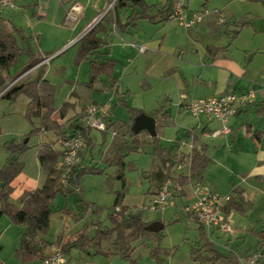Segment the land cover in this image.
I'll list each match as a JSON object with an SVG mask.
<instances>
[{
  "label": "crops",
  "instance_id": "1",
  "mask_svg": "<svg viewBox=\"0 0 264 264\" xmlns=\"http://www.w3.org/2000/svg\"><path fill=\"white\" fill-rule=\"evenodd\" d=\"M114 1L16 0L14 8L0 10V18L4 19L7 24H14L23 30V35L26 38L21 42L24 48L21 57L25 58V65L29 60V55L39 59L43 58V55L52 57L46 64L38 65L39 63H37L32 66L36 67V72L43 68L44 77H46L47 66L51 64L53 58L70 48H73V53H76L80 38L93 26H98L96 37L102 41V44L90 56L97 61L105 58L115 61L112 76L116 82L114 85L110 84V89H114L117 94V102L119 96L124 99V94H130L125 81L129 74L138 76L136 80L144 86V91L147 87V79H149L148 87L150 89L156 86L157 89L160 88L159 93L157 92L160 95L155 103L146 106L142 101L140 104L131 103L129 106L142 110L146 114L157 115L165 112L166 115L163 117L159 133L161 148H165L171 155L178 152L188 153L193 139L197 148L205 147L208 156L211 148L223 147L229 155L233 156L229 159L241 157L240 164H244V167L239 173L240 183L231 191L229 190L230 192L222 194H230L232 197L238 195L237 201L240 210L231 209L227 215L228 220L233 223L237 229L236 232H241L243 229L249 230L247 234L252 236L249 237V241L257 244L256 233L264 230L253 226L254 224L260 225L257 224L259 215H252V212H256L259 203L264 199V43L257 45L255 39L259 34H264V26L255 27L252 21L248 27L251 34L245 36L239 34L232 42L228 43L227 33L230 31L234 19L226 7H214L209 10V4L204 2L200 7L202 10L198 11V9H191L189 3L185 2L184 18L186 20L191 19L196 12L201 14V19L190 27H186L180 22L176 27L172 24L165 26V23L167 24L173 19L156 26L157 24H153L145 18H139L135 21L134 27L121 30L120 24L125 21L131 8L114 10ZM165 1L159 0L154 5H161ZM220 19L223 20V23H219ZM141 22L145 23L143 24L145 27H148L144 34L140 33L141 31L138 29ZM146 22L152 26H148ZM216 26L218 29L214 31L213 28ZM140 46H143V51L139 50ZM218 46H223L224 49L215 53H210L207 50L209 47ZM95 56H98V59ZM139 57H142V64H140L144 72L142 75L132 73L139 66L137 62ZM80 61L79 67L84 68L86 72L88 61L86 59ZM61 68L62 66H59L56 69L60 70ZM11 70L12 68L9 71L11 72ZM249 91L253 92L252 101L237 103V112L225 122L209 119L204 115L195 117L182 111L177 104L180 98L188 102L222 92H235L240 95ZM90 94L89 98H91ZM126 103H128V98ZM110 111L112 114L109 115V124L117 129L120 139H112V142L107 146L101 147V156L103 153L104 156L110 153L113 143L128 137L125 136L126 129L123 134H120V130L123 128L120 127L121 122L125 120L116 118L115 111L112 109ZM70 115L67 114L65 117ZM93 130L88 136L90 144H87L86 148L80 152L79 162L81 163L78 165L84 164L85 161L88 163L97 162L93 155L97 147L96 141L93 142L91 136ZM190 130L191 132H189ZM100 132L103 134L102 131ZM254 132H258V136H255ZM48 140L53 141V138L49 136ZM158 159L162 160L164 171L161 180L156 185L152 180L155 188H150V193L155 192L156 187L166 178L168 164L172 161V159L168 160L162 156H158ZM204 170L198 175L201 182L205 181ZM172 171L170 174L172 177L180 174H172ZM12 185L14 189L10 194V200L16 206H20L17 197L22 191L38 187L25 185L20 174L13 180ZM208 185L219 192L216 184L209 182ZM187 187L191 191L193 199L189 184L182 187L184 192L182 196H186L185 188ZM177 192L179 193L178 190ZM247 192H250L249 195ZM189 201L187 200L186 203ZM234 212L241 213L245 217L243 226L234 223ZM8 225L18 228L16 233L18 246L19 234L24 227L15 224ZM249 226L253 228H249ZM213 235L220 236L218 233H213ZM244 239L245 242L248 241L245 237H243ZM234 243L233 241L229 243L234 246L229 249L236 251L237 254ZM36 261L34 264H40L39 260ZM77 261L74 263L77 264Z\"/></svg>",
  "mask_w": 264,
  "mask_h": 264
},
{
  "label": "rangeland",
  "instance_id": "2",
  "mask_svg": "<svg viewBox=\"0 0 264 264\" xmlns=\"http://www.w3.org/2000/svg\"><path fill=\"white\" fill-rule=\"evenodd\" d=\"M144 1L149 5L159 2V0ZM185 2L189 3L191 9H198V11L202 10L200 7H202L204 2L209 4V10L214 7H226L227 11L232 13L231 16L234 19L231 23V29L227 33L229 36L227 39L228 43L232 42L239 34L241 36L251 34V30L248 27H250L249 23L252 21L255 27L264 26V4L260 0H185ZM143 24L145 23L141 22L138 26L142 34L147 32L148 28ZM146 24L152 26L148 22ZM170 24L176 27L178 21L176 19L170 20L167 24L165 23V26ZM255 40L257 45L264 43V34H259ZM42 57L38 65L46 64L52 58L50 55H43ZM75 57L76 53H73V48H70L53 58L51 64L47 66L46 77L55 87L53 106L55 111H57L52 113L51 118H55L54 120L58 124L64 123L67 126L68 120L74 119L84 106L93 102H102L115 111L114 115L116 118L127 120L129 112L124 104L117 102V94L114 89H110V77L100 74L90 86L86 85L85 82L89 80L88 70L85 72L84 68L81 69L79 67L81 61H75ZM95 57L98 59V56ZM138 59L139 66L132 73L142 75L144 73L140 66L142 57ZM25 61L24 57H20L11 72L8 71L6 73L5 86L0 90V166L9 157L10 148L8 146L26 142L28 147L20 155V160L24 164L20 175L25 185L40 186L44 180V173L40 170L37 160L38 145L50 141L48 140L50 136L53 138L52 142L55 141V146L58 147V136L53 131L30 134L32 125L25 116L28 98L24 93H18L14 98L1 97L2 93L12 84L32 78L38 73L35 70L36 67L25 69ZM59 66H62V68L60 70L56 69ZM137 77L129 74L127 79H125L130 91V94H124L125 103L127 98V105L131 103L140 104L142 101L146 106L155 103L160 95L158 94L160 88L157 89L158 87L154 86L155 88L150 89L148 87L149 79H147V87L144 91V86L140 85V82L136 80ZM89 94L91 98H89ZM72 100L74 105L66 112V115H71L64 118L59 117L58 110L62 104ZM34 124H38L37 119H34ZM122 129L120 134H123L126 128L123 127ZM91 134L93 142L96 141L97 144L93 153L97 162L88 163L85 161L80 167L98 166L102 171L85 172L80 175L81 196L70 194L66 197L59 193L51 201V215L45 237L52 240L61 231H64L65 237L73 236L76 235L83 225H88V228L92 229L97 222L101 223L103 227L110 226L107 214L113 211V204L117 194H121L120 205L125 207L127 213L133 214L142 211V219L144 221L149 223L160 220L164 227L158 232H153L134 240L132 243L134 250L130 258H123L116 253L104 257L87 254L82 251H74L71 257L73 262L78 260L77 264H211L208 257L209 251L205 248L207 239L201 236L198 228L199 223L188 217V213L184 211L185 205L193 200L188 187L185 188L186 196H182L174 188L171 178L166 177L156 187L155 192L150 193L149 191L150 188H155L152 180L153 182L155 181L154 184L156 185L161 180L164 171L161 164L162 160L158 159V157L154 158L152 137L147 134L143 135V145L138 150L125 148L124 156L122 157L123 165H119L116 162H106V158L110 153L105 156L103 153L101 156L100 148L107 146L112 142V139H120V135L112 136L110 133H106L104 136L97 130H93ZM125 136L127 135L125 134ZM125 139H128V137ZM98 145L100 146L99 148ZM209 156L211 160L204 170L205 181L201 182V179L197 176L188 183L189 186L192 187L195 182L206 185L211 182L214 185L216 184L221 194L231 191L233 187L240 183L239 173L244 167V164H240L241 157L229 159V157L233 158V156L229 155L228 151L226 152L223 147L211 148ZM98 160L100 161L98 162ZM172 170V174H185L187 166L184 164L178 168L177 165H174ZM119 175L121 176L119 177ZM167 180L171 181V191L168 195L167 204L162 208L151 209L152 199ZM249 193L247 192V195ZM187 200L190 201L186 203ZM116 209L118 208L116 207ZM255 214L259 215L257 224L260 226L255 224L253 226L264 229V199L259 203L256 212H252V215ZM244 218L241 213L234 212L233 221L236 225L243 226ZM8 224L14 223L10 221L6 214L1 215L0 259L5 264H23L14 254V250L18 247L16 240L18 228ZM228 224L231 227V231L221 233L219 237L204 231L206 237L215 244L217 249L224 253H227L230 250L229 248L234 247L229 243L231 241L235 242V250H237L241 263L250 264L249 259L252 253L258 250L257 244L249 241V237H252L247 234L249 230L243 229L241 232H236L237 229L230 220H228ZM251 227L249 226V228ZM243 237L248 239V241L245 242ZM117 243L116 237L113 236L110 240H103L101 245L104 249L109 248L112 251H116ZM53 249L55 247L51 251ZM26 264H34V261ZM254 264H264V261L258 259Z\"/></svg>",
  "mask_w": 264,
  "mask_h": 264
},
{
  "label": "trees",
  "instance_id": "3",
  "mask_svg": "<svg viewBox=\"0 0 264 264\" xmlns=\"http://www.w3.org/2000/svg\"><path fill=\"white\" fill-rule=\"evenodd\" d=\"M260 1L264 4V0ZM172 5V0H166L161 5H149L144 0H115L113 9L131 8L125 21L120 24V29L123 30L134 27L135 21L139 18H145L153 24H161L168 21L171 19L170 15L173 12ZM151 9H153L152 12H150ZM97 29L98 26H93L80 38L75 61L84 59L88 61L89 80L85 82L86 85L90 86L100 74L110 77L111 85H114L116 80L112 76V71L115 61L111 58L97 61L90 56L102 44V41L96 37ZM217 29V26L213 28L214 31ZM25 38L23 30L20 27L14 24H7L4 19L0 18V90L5 86L6 73L14 67L23 54L24 48L21 42ZM221 49H224V47H209L207 50L210 53H215ZM40 60L42 58L39 59L29 55L25 69L36 65ZM43 75L44 69L41 68L34 77L12 84L1 95L4 98H14L18 93H24L28 98L25 116L32 125L30 134L53 131L59 139L58 147L55 146V141H48L38 145L37 160L40 170L44 173V180L40 186L22 191L17 197V202L20 206H16L10 200V194L14 189L12 185L13 180L23 169L24 164L20 160V155L28 147L27 143L19 142L8 146L10 148L9 157L0 166V216L6 214L12 223L24 227L20 231L19 245L14 250V254L23 264L36 260L40 261L53 247L59 248L69 258L72 257L74 251H82L87 254L104 257L116 253L123 258H130L134 250L133 241L153 232L144 229L148 222L142 219V211L129 214L125 207L120 205L121 194H117L113 204L114 209L107 214L110 226L103 227L101 223L97 222L92 229H89L88 225H83L76 235L73 236L65 237L64 231H61L53 240L45 237L49 227L51 201L59 193L66 197L70 194L81 196V188L79 186L80 175L85 172H100L102 170L98 166L80 167V165L76 164L68 173L67 184L63 185L60 182L61 172L58 168L61 153L60 140L80 130L85 137L86 143L90 144L88 136L91 129L84 128L77 122V116L80 112L74 119H67V126L64 123L58 124L51 118L52 113L55 111L53 106L55 87ZM118 102L124 104L129 112L128 119L122 121L120 125V127L126 128L125 134L128 136V139H121L112 144L110 155L106 158V162H116L119 165H123L122 157L124 156L125 148L128 150H138L143 145V135L149 134L145 130L134 133L131 129L134 117L143 111L127 105L122 96H119ZM73 105V102H64L58 110L59 117L64 118L67 110L72 108ZM149 114L155 119L156 135L152 137L154 158L162 156L168 160L172 159L168 164L166 177L171 178L174 188L179 191L180 195H183L182 187L195 179L206 168L211 158L207 155L204 146L197 148L194 145L193 139L188 153L178 152L175 155L169 154L165 148L159 146L160 127L166 114L165 112L157 115ZM34 119H37L38 124H34ZM102 132L105 136L106 131ZM254 135L258 136V132H254ZM187 159L188 174L180 173L176 177L170 176L174 165L184 163ZM237 197L238 195L235 197L230 196L229 200L225 203L222 209L225 215H228L231 209L240 210ZM187 216L198 223L196 218L190 214H187ZM198 228L201 236L207 239L205 248L209 251L208 257L211 264H242L233 250H229L227 253L221 252L206 237L204 230L199 224ZM256 234L258 236V250H262L264 249V230L258 231ZM113 236L116 237L118 242L117 250L104 249L101 242L103 240H110ZM0 264L5 263L0 259Z\"/></svg>",
  "mask_w": 264,
  "mask_h": 264
},
{
  "label": "built area",
  "instance_id": "4",
  "mask_svg": "<svg viewBox=\"0 0 264 264\" xmlns=\"http://www.w3.org/2000/svg\"><path fill=\"white\" fill-rule=\"evenodd\" d=\"M172 1L173 12L170 15L171 19H176L186 27L192 26L201 19V14L196 12L191 19L186 20L184 18L185 0ZM15 5L16 0H0V10L12 9ZM219 23H223V20L220 19ZM139 50L143 51V46H140ZM252 98V91L241 93L240 95L235 92H222L188 102L180 98L177 104L182 111L188 112L195 117L204 115L209 119L225 122L237 112V103H248L252 101ZM109 115L110 107L108 105L91 103L84 106L80 111L77 116V122L84 128L106 131L114 136L117 134V129L109 124ZM86 146L85 137L80 130L60 140L61 153L58 168L61 172L60 182L63 185L67 184L68 173L74 165L79 163L80 151L86 148ZM184 164L187 166V172L185 173L187 175L188 159L184 163H177L175 165L179 168ZM191 189L193 200L185 205L184 211L196 218L204 231L209 234H221L231 231V227L228 224V216L222 210L230 195L220 194L210 186L200 182L192 184ZM170 191L171 181L167 180L152 199L150 208H162L166 205ZM258 259L264 261V249L253 252L249 263L254 264ZM40 264H74V262L63 254L59 248H55L40 260Z\"/></svg>",
  "mask_w": 264,
  "mask_h": 264
},
{
  "label": "water",
  "instance_id": "5",
  "mask_svg": "<svg viewBox=\"0 0 264 264\" xmlns=\"http://www.w3.org/2000/svg\"><path fill=\"white\" fill-rule=\"evenodd\" d=\"M131 129L134 133L145 130L151 137H153L156 135L155 119L153 116L142 112L134 117ZM163 227L164 225L160 220H155L146 224L144 229L149 232H158Z\"/></svg>",
  "mask_w": 264,
  "mask_h": 264
}]
</instances>
